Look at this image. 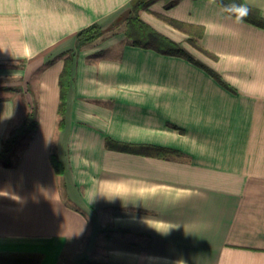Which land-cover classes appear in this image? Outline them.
Listing matches in <instances>:
<instances>
[{
    "label": "crops",
    "instance_id": "0c3cea01",
    "mask_svg": "<svg viewBox=\"0 0 264 264\" xmlns=\"http://www.w3.org/2000/svg\"><path fill=\"white\" fill-rule=\"evenodd\" d=\"M129 1L0 0V80L29 82L37 101L36 130L0 166V252L40 253V264H264V28L215 0H156L141 19L230 87L184 57L126 44L121 24L75 54L57 128L74 33L109 27ZM242 1L264 17V0ZM165 18L201 28L216 58ZM1 92L0 150L21 93Z\"/></svg>",
    "mask_w": 264,
    "mask_h": 264
},
{
    "label": "trees",
    "instance_id": "16d2710c",
    "mask_svg": "<svg viewBox=\"0 0 264 264\" xmlns=\"http://www.w3.org/2000/svg\"><path fill=\"white\" fill-rule=\"evenodd\" d=\"M156 0H130L126 9L111 23L107 28H104L99 22H93L88 26L81 28L80 30L74 33L75 37V48L68 51L63 56V67L59 74L58 84H59V102L57 107V128L62 129L65 123V115L67 108L68 92L72 80V66L74 61L75 54L82 49L85 45L90 44L91 42L101 38L104 33L108 30L114 31L121 24L124 25V35L125 43L135 46H140L143 48H151L160 53L177 55L186 58L192 63L200 66L206 70L210 75H212L219 83L226 87H230L221 75L216 72L214 69L206 65L200 59L195 57L191 52H189L182 44L179 42L167 37L166 35L158 32L148 23L143 21L140 17V12L142 10L148 9L150 4ZM223 8L228 4H241L244 3L242 0H215ZM249 7V14L244 19L258 27L264 28V17L260 14L259 10L256 8ZM166 21L172 26L186 31L189 33V37L186 39L192 46L196 49L202 51L207 55H211L216 58L212 53L207 49L202 47L199 43L202 30L201 28L193 29L190 31L188 26L192 27L193 25H186L180 21H177L172 18H165ZM190 27V28H191ZM2 91H17L23 93H31V97L28 98V111L25 114V117L20 125V129L16 134H12V125L6 129L5 135L2 138V147L0 150V166H13L17 163L20 154L15 155L14 149L15 146L19 144V140L25 139L24 142H27L33 132L37 128V101L34 95V92L29 85V82L26 83V87L19 86H1ZM111 141L109 138L105 139L106 145ZM117 147L128 149L129 145L116 144ZM52 165L57 174L62 175L64 173V166L61 161L58 159L57 155L52 153L50 156ZM42 259V254L40 253H26V252H12L5 251L0 252V264H40ZM73 264H108V263H98L89 259H80L74 262Z\"/></svg>",
    "mask_w": 264,
    "mask_h": 264
},
{
    "label": "rangeland",
    "instance_id": "374dc122",
    "mask_svg": "<svg viewBox=\"0 0 264 264\" xmlns=\"http://www.w3.org/2000/svg\"><path fill=\"white\" fill-rule=\"evenodd\" d=\"M17 79H18V77L14 78L12 80H0V87L3 86L4 84H10V86L22 85V87H23L24 85H23L22 80H17ZM32 90H33V88H32ZM15 92H17V91H15ZM3 94L4 93L1 92V90H0V97H2ZM29 97H31L30 92L28 94L27 93H25V94L18 93L17 94V100L16 101H17V105H18L17 108L19 109V114L16 117V119L14 120L13 127H12V134H16L19 131V126L21 125L20 123H21V119L23 116V109H25L24 107H29V105H28V102H29L28 98ZM24 141H25V139L19 140V144L17 146H15V149H14L15 154H17L20 151V148L23 145Z\"/></svg>",
    "mask_w": 264,
    "mask_h": 264
},
{
    "label": "clouds",
    "instance_id": "9594fccd",
    "mask_svg": "<svg viewBox=\"0 0 264 264\" xmlns=\"http://www.w3.org/2000/svg\"><path fill=\"white\" fill-rule=\"evenodd\" d=\"M224 9L226 12H228L231 16L234 17L236 23L242 22L249 14V7L246 3L228 4L224 6ZM166 231H163V232H166Z\"/></svg>",
    "mask_w": 264,
    "mask_h": 264
}]
</instances>
